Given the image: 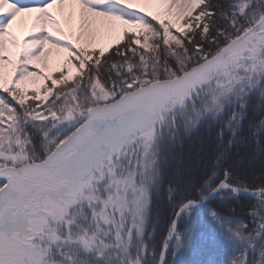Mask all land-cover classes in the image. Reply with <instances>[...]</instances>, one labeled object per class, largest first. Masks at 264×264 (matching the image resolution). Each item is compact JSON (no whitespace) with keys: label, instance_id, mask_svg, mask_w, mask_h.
I'll return each instance as SVG.
<instances>
[{"label":"snow or ice","instance_id":"snow-or-ice-1","mask_svg":"<svg viewBox=\"0 0 264 264\" xmlns=\"http://www.w3.org/2000/svg\"><path fill=\"white\" fill-rule=\"evenodd\" d=\"M246 121L264 151V0H0V264H264Z\"/></svg>","mask_w":264,"mask_h":264},{"label":"trees","instance_id":"trees-1","mask_svg":"<svg viewBox=\"0 0 264 264\" xmlns=\"http://www.w3.org/2000/svg\"><path fill=\"white\" fill-rule=\"evenodd\" d=\"M250 119H254L258 121L260 119V115L257 114L255 117H252L250 114ZM244 137L243 142L238 143L232 149V158L230 160V164L235 170H238L241 174L246 175L250 184L259 183V180H254L255 177H258L264 172L262 169V164H264V151H257V146L252 138L248 136L247 131V121L245 122V129L242 133ZM199 140V135L192 136L190 139L184 138L182 140L183 143V153L179 149H177L174 157L171 159L170 163L173 167H175L177 159L183 156V161L181 167L190 172L191 178L193 180H199L200 175L203 172L206 165L209 163L210 160V153L205 152L200 155L198 158L196 157L195 152L192 153L190 157L188 155V149L190 145H194ZM260 141L261 144L264 145V133L260 134ZM255 157L252 159V157ZM163 206V214L161 217V225L157 229L155 234V243L157 247H159L160 243L162 242L164 236V229L167 225L169 215H170V208L169 206L161 200ZM235 203V202H234ZM254 203V201L241 199L238 204H235L236 207V216L240 219H247L245 212L248 210L249 207ZM171 259V256H169Z\"/></svg>","mask_w":264,"mask_h":264},{"label":"rangeland","instance_id":"rangeland-1","mask_svg":"<svg viewBox=\"0 0 264 264\" xmlns=\"http://www.w3.org/2000/svg\"><path fill=\"white\" fill-rule=\"evenodd\" d=\"M183 226V225H182Z\"/></svg>","mask_w":264,"mask_h":264}]
</instances>
